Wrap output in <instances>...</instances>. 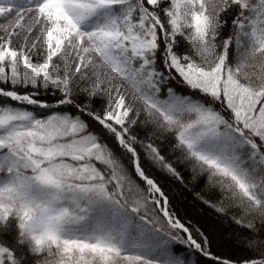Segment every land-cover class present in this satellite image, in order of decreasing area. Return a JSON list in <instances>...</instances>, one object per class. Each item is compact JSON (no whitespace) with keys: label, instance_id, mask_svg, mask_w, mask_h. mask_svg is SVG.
I'll return each mask as SVG.
<instances>
[{"label":"snow or ice","instance_id":"snow-or-ice-1","mask_svg":"<svg viewBox=\"0 0 264 264\" xmlns=\"http://www.w3.org/2000/svg\"><path fill=\"white\" fill-rule=\"evenodd\" d=\"M0 264H264V0H0Z\"/></svg>","mask_w":264,"mask_h":264}]
</instances>
